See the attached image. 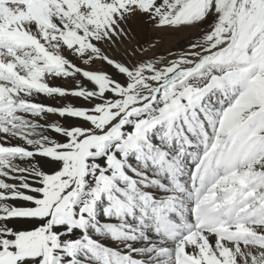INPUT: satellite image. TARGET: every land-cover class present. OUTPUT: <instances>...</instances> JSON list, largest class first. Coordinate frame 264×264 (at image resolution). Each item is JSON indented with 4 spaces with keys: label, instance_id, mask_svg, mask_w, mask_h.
<instances>
[{
    "label": "bare ground",
    "instance_id": "6f19581e",
    "mask_svg": "<svg viewBox=\"0 0 264 264\" xmlns=\"http://www.w3.org/2000/svg\"><path fill=\"white\" fill-rule=\"evenodd\" d=\"M79 1L89 4L80 15L74 16V5ZM145 1L40 0L9 4L0 0V109H3L0 132L19 137L15 143L27 150L18 153L11 148H0L3 159L0 167L5 169L4 178L9 185L13 181H24L27 178L22 174L25 170L34 172L39 178L38 185L43 182L40 179L42 173L56 175L46 170V163L43 164L38 155L43 146H57L55 141L62 130L55 120L63 122L57 108L71 112L66 109L68 105L63 103L64 98L61 95L57 98L55 94L61 86L68 91L73 89L74 72L82 81L96 78L103 71L114 74L112 85L99 87L111 93L106 96L107 101L135 96L140 104L132 108L130 117L122 122L120 141L105 142L101 148L93 149L91 157L107 156L113 171L99 173L96 183L101 188L106 184L115 188L118 180L123 210L119 219H104L106 205L100 200L101 193L89 189L84 207L91 209L93 214L73 223L82 226L93 240L114 250L123 251L126 241L133 237L138 248L144 247V242L150 239L145 250L155 248L167 258L168 264H220L210 250L211 239L224 257V264H232L227 242L231 241L233 245L245 240L264 242L255 235L258 228L264 230V96L258 91L261 83L238 77L242 73H231L216 77L205 90L185 92L178 89L176 95L166 100L158 97L161 87L155 86L150 96L154 98L152 105L148 99L143 100L146 97L143 92H131L128 80L142 66L143 58L152 54L143 53L145 47L142 45L148 17L131 8L132 4L143 7ZM122 12L130 14L122 20L113 18L114 14L119 16ZM87 54H93L96 62L90 64ZM48 59L62 62L66 66V77L60 76L61 70L55 65L53 70L45 68L44 62ZM48 77L50 84L44 83ZM220 77L233 79L224 83L217 81ZM174 82L172 79V86ZM221 83L226 88H221ZM91 101L76 103L74 116L83 119H74V128L97 124L100 117L91 112ZM92 102L101 104L96 100ZM154 106L158 109L152 113ZM47 107L54 111L49 116L44 112ZM197 112L204 118H197ZM143 114L145 117H141ZM10 119L15 121L13 125L8 123ZM15 127L20 129L12 131ZM25 128L32 129L34 135ZM154 130L157 133L155 142L152 140ZM47 136L50 139L46 140ZM86 148L83 143L77 156V181L95 170L94 162L85 155ZM14 154L36 155L31 161L24 160L25 168L17 170L14 166L8 167L13 163ZM28 164L31 168H27ZM195 174V183L191 186L189 180ZM145 184L149 187H143ZM176 187L181 188V193L176 192ZM103 195L107 199L109 192L105 191ZM70 197L59 200L55 208L45 204L46 209L21 208L14 210V214L46 216L51 209L53 216L48 225L51 228L53 223L71 217L72 211L67 204ZM43 200L40 204H44ZM204 202H210L212 208H220L223 217L222 223L207 233L194 230L190 219V209ZM115 203L114 199L107 207L112 208ZM174 211L189 224L187 229L180 225ZM76 215L79 217L78 212ZM111 215L115 216V211ZM160 220L175 224L176 235L164 233L157 225ZM14 223L20 228L27 227L26 221ZM97 228L99 231L95 230ZM113 231L119 234L118 238L113 237ZM32 233L22 231L17 243ZM221 241L225 243L221 244ZM194 243L200 253L196 258L185 256L184 245ZM32 245L38 250V245L34 242ZM161 248H167V251L160 252ZM25 254H35L28 244L21 245L19 255ZM14 259L10 254H3L0 264H11ZM137 261L147 264L144 257H137Z\"/></svg>",
    "mask_w": 264,
    "mask_h": 264
},
{
    "label": "rangeland",
    "instance_id": "374dc122",
    "mask_svg": "<svg viewBox=\"0 0 264 264\" xmlns=\"http://www.w3.org/2000/svg\"><path fill=\"white\" fill-rule=\"evenodd\" d=\"M88 4V2L81 1L75 4L74 16L77 14L80 15L85 9L84 6ZM253 5L256 7L257 11L253 15L248 16L247 20L237 22L232 28L231 32H229L228 28H218L216 31H213L211 25H205L202 22L197 23V18L194 15L190 14H167V18L165 19L164 17H161V20H150L148 18L147 27L145 28L146 30L142 34V45L143 47H145V49L143 48L144 52H142H152V54L148 57H144L145 59L143 58L142 60V66L139 67L136 72L132 73V78L130 77L131 80H128L129 90L131 92H143L144 96H146L143 98V100L145 98L148 99V101H150V104L152 105L154 104V98L153 96L150 98L152 94L151 92L157 86L161 87V91L159 92L158 97L162 100H166L171 96L176 95L178 89H182L185 92L202 91L205 90V87L208 83L214 82V79L216 77L231 73H242L238 77L244 76L245 79L249 78L251 82L253 80V82L255 83H261L258 91H261L262 96H264V0H253ZM146 6L147 0L145 1L143 7ZM161 23H164L165 26H161ZM221 32L225 34L221 35ZM232 32L234 33L233 37ZM256 33H261V36L258 39L259 46L255 49L254 53L255 56L259 57V66L253 67L251 63L246 62L247 58L244 55L243 48L245 43L253 36H255ZM224 41L228 42L226 48L223 43ZM21 50L22 49H19V51ZM248 51L249 54H253L250 46ZM83 55L85 54L83 53ZM74 56L76 57L75 54ZM86 58L87 61L90 62V64L96 62L93 54H87ZM44 64V67L49 70H53L54 68L52 67L54 65V67H59L58 70H61L59 71L61 74L60 76L63 75V77H66V66L62 64V62L57 60V62L55 63L54 60L48 59V61L44 62ZM189 68H191L189 72L183 71ZM73 74L75 80L73 89H71V91H68L67 88L61 86V88L59 89L60 91L58 90V93L55 94V97L57 98H64V100H62L63 103L65 105H68L66 109L69 108V110L73 112L72 115L63 116L61 119L63 122H59V119L57 121L55 120V122H58L57 124L59 125L62 132L65 133V136L68 135V130L72 129L71 138L70 140H68L69 149H65L63 147L58 148L57 146L49 148L43 146L45 150L42 147L40 150V154H38L40 156V159H42L41 161L43 162V164L46 163V170L51 172H53L51 170V164L49 162H45L49 157H55L57 160H63L66 163L61 169L62 172H54L56 173V175L54 176H49L42 173V175L44 176L41 175V177L44 178H40L43 181L40 184H43L44 187L40 190L44 192V204H40V202L38 201V209H42L45 204L53 205L55 201L61 200L59 193L67 186L68 183L67 180L61 182V176H68L70 179H74V181L78 185H80V188L77 190V195H71L70 199L68 200V207L71 208V204L76 203L77 200H80L81 197L78 195V193L79 191L83 190V184L86 179L85 177H83L81 180L77 181V156L82 144H86L87 151L85 152V155L89 157L92 155L93 149L101 148L103 144H105V142L107 143L108 141L112 140L118 141L122 134V122L126 121L130 117L132 108L140 104V100L135 96L124 97L122 99L115 100L114 102H110V100L107 101V97L109 96L102 95L106 90L100 89L99 87L102 85L105 86L106 84L112 85V80L115 78L114 74L111 75L110 73L109 75L105 71H103L100 72V76L96 78H86L83 81L80 80L81 78L76 75V72H74ZM115 76L118 77L119 75L116 74ZM63 79L64 78H62V80ZM172 79L175 80L173 86L171 85ZM232 79L233 78L231 77H220L217 81L228 83ZM49 81L50 79L48 77L46 78V80H44V83L50 84ZM87 83H89V85H87ZM93 85L98 86V90ZM66 90L69 93L77 94L61 95L60 97L59 93ZM89 99H92V101L96 100L101 103L97 105L91 101V103L93 104L91 105V107L93 106L91 112L94 115L96 114L100 118L98 119L97 124L93 127H80L79 129H76L73 126V117L76 103L79 101L84 103L86 101H89ZM156 106L152 108V110H154L152 111V113H154L158 109ZM52 108L53 110L55 109L54 106ZM57 109L58 113L59 111L65 110L64 108ZM2 110L3 109H0V113L3 112ZM53 110L50 109V107H47L44 112L49 116L54 112ZM144 115L145 114L141 115V117H145ZM48 119L52 120L49 117ZM31 120H34V118L32 117ZM67 122L70 123L68 124ZM8 123L14 124L15 121L10 119L8 120ZM18 128L19 127H17L16 129L13 128L12 131H18L20 129ZM28 131L33 134L32 129L27 130V132ZM47 139L50 138H48L47 136L46 140ZM68 151L70 152V154ZM26 177L27 176H25V178ZM186 180H188V178ZM33 181H37V177L34 175L31 177H27L24 181H20L22 184L18 181H13L9 185V187H11L12 185H18L17 190L19 191L24 187L26 183L32 184ZM38 181L34 186L38 187ZM176 192L181 193V188H179V190H177ZM44 209H46V207H44ZM47 238L49 239L52 237L45 236L44 232L40 230L39 232H33L32 234L25 235V237L18 240V243L21 245H29V242H31V244L34 242L36 245L42 246V241Z\"/></svg>",
    "mask_w": 264,
    "mask_h": 264
},
{
    "label": "snow or ice",
    "instance_id": "6c2138e0",
    "mask_svg": "<svg viewBox=\"0 0 264 264\" xmlns=\"http://www.w3.org/2000/svg\"><path fill=\"white\" fill-rule=\"evenodd\" d=\"M127 7V6H126ZM133 11L141 12L146 15L150 20H161V17L167 18V14L173 15H194L197 19V23H203L205 25H211L213 31L218 28H228L229 32L237 22L247 20L248 16L253 15L257 9L253 5V0H147L146 7H140L137 4H132ZM130 13H120L119 16L114 14L113 18L116 20L124 19L125 15ZM161 26H165L161 23ZM225 33L221 32V35ZM261 33H256L250 40H248L243 48L244 55L247 58L246 62H249L253 67H258L259 57L255 56V49L259 46L258 39ZM235 39V37H234ZM225 48L227 47V41H224ZM249 46L252 53L249 54ZM251 70V69H249ZM97 88L98 86L93 85ZM221 88L226 86L221 83ZM60 95L77 94L69 93L67 90L60 92ZM107 90L102 95H110ZM61 117L65 115H72L71 112L60 111L58 113ZM74 119L82 120L83 117L74 116ZM197 118L203 119V115L197 112ZM87 127V125L83 126ZM72 129L68 130V135L59 132L57 141V147L68 148V140L71 138ZM157 133L154 130L152 140L155 142ZM19 137L9 136L6 132H0V148H11L18 153L27 151L20 147L18 143H15ZM30 148V145H29ZM100 151H103L100 149ZM36 154L21 156H13V163L8 167H16L17 170L25 168L24 160L31 161L35 158ZM115 155V153H113ZM95 164L94 172H90L83 184V190L79 191L78 195L82 197L79 203L71 204L72 215L70 218H64L58 223H53L51 228H48L49 222L52 220L53 212L50 209L46 216H19L14 214V210L21 208L35 209L39 206L38 201L44 199L43 189L44 185H36L37 181H33L32 184H25L22 189L17 190L16 185L9 187V181L4 178L5 169L0 167V259L3 258V254H10L11 257H15L11 264H126V261L131 260L132 264H143L138 262L137 257H144L147 264H168L167 258L160 255L155 248H145L147 243L144 242V247H137V240L133 237L130 241H126L123 251L119 249H111L105 245L99 243L91 238V235L80 225H76L73 221L81 217L91 216L92 210L85 209V199L89 194V189L93 191L99 190L101 193L100 200L105 203L104 219H119V215L122 212V205L119 200L122 197L120 192L121 184L117 180L115 181L116 187L111 188L109 185H104L102 188L96 183L97 175L101 172L109 173L113 169L108 164V158L106 155H99L95 157H89ZM51 163L53 172H60L64 161L57 160L54 157H49L47 161ZM3 163L2 157H0V164ZM91 167V165H89ZM116 167H119L117 164ZM27 168H31V164L27 165ZM27 177H31L34 172L24 171L22 173ZM61 182L68 181L67 186L60 191V199H64L68 195H77V190L80 188L74 179H70L68 176H61ZM143 187L148 188L149 185L145 184ZM107 191L109 195L105 199L103 193ZM113 193L115 195H113ZM116 200V203L112 208L107 205ZM60 201L57 200L53 203L52 208H55ZM100 201H97L99 203ZM67 210V209H66ZM115 211L116 215H111V212ZM79 213V217L76 213ZM26 221L27 227H17L15 221ZM113 227V226H108ZM161 227L166 233L176 228L175 224L165 220ZM43 230L45 236L52 238L47 239L42 246H39L36 250V246L29 242L30 250H34L35 254L19 255L21 251V245L17 243V238L20 233L23 232H36ZM99 231V229H95ZM114 238H118L119 234L116 231L112 232ZM256 236L260 237L264 241V230L257 229ZM54 238V239H53ZM221 241V244H224ZM228 243L229 253L232 254V264H264V242L251 243L247 240L241 242L237 241L235 245L231 241ZM210 250L220 261V264H224V257L219 254L215 244L209 239ZM167 248H161L160 252H166ZM200 253V249L196 244H185L183 254L185 256H191L196 258Z\"/></svg>",
    "mask_w": 264,
    "mask_h": 264
}]
</instances>
